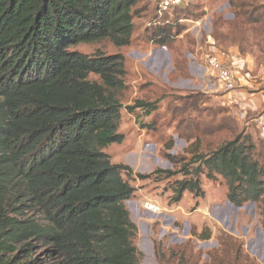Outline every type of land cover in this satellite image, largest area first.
I'll return each instance as SVG.
<instances>
[{
  "label": "trees",
  "instance_id": "16d2710c",
  "mask_svg": "<svg viewBox=\"0 0 264 264\" xmlns=\"http://www.w3.org/2000/svg\"><path fill=\"white\" fill-rule=\"evenodd\" d=\"M139 3L0 0V264H139L137 228L124 206L134 193L121 176L129 169L103 152L123 142V58L70 51L103 40L129 45ZM187 6L164 13L182 15ZM135 109L155 111L144 101L127 111ZM190 154L172 202L184 192L203 197L202 175L224 179L235 207L263 199L264 141L257 149L250 135L236 133L208 154ZM219 243L226 264H250L236 241ZM155 252L170 260L158 244Z\"/></svg>",
  "mask_w": 264,
  "mask_h": 264
},
{
  "label": "rangeland",
  "instance_id": "374dc122",
  "mask_svg": "<svg viewBox=\"0 0 264 264\" xmlns=\"http://www.w3.org/2000/svg\"><path fill=\"white\" fill-rule=\"evenodd\" d=\"M152 9V0H140L127 46L103 40L70 49L90 57L123 58L124 89L117 94V132L123 142L103 152L112 164L129 169L121 176L134 193L124 206L137 228L132 244L139 264H182L181 255L185 264L232 263L220 255L221 237L241 245L250 264H264V197L235 207L227 200L224 179L202 175L203 197L184 192L179 202H172L175 182L184 179L179 166L188 163L190 153L208 154L236 133L250 135L257 149L264 141L255 122L264 118V107L247 112L231 98L240 91L254 96L264 88V0H234L233 5L228 0H188L182 15L159 16ZM217 58L238 76L232 91L215 85L209 68ZM136 101L154 105L155 111L129 113ZM158 171L173 176L165 178ZM147 203L159 211L146 210ZM155 244L170 260L160 261Z\"/></svg>",
  "mask_w": 264,
  "mask_h": 264
},
{
  "label": "built area",
  "instance_id": "2783aa9c",
  "mask_svg": "<svg viewBox=\"0 0 264 264\" xmlns=\"http://www.w3.org/2000/svg\"><path fill=\"white\" fill-rule=\"evenodd\" d=\"M153 6L156 7L157 14L161 16L164 12H170L176 8H180L188 4V0H152ZM211 76L215 81V85L223 91H232L238 83V76L234 74L232 67L224 60L219 58L210 61ZM257 128L264 133V118L255 120ZM144 208L148 211H159L155 206L147 203Z\"/></svg>",
  "mask_w": 264,
  "mask_h": 264
},
{
  "label": "crops",
  "instance_id": "0c3cea01",
  "mask_svg": "<svg viewBox=\"0 0 264 264\" xmlns=\"http://www.w3.org/2000/svg\"><path fill=\"white\" fill-rule=\"evenodd\" d=\"M241 80V77H240ZM242 81V80H241ZM253 84V83H252ZM250 83V87L252 86ZM252 90H256L255 86L251 87ZM232 100L236 104H242L243 108L249 112V111H258L262 107H264V88L262 90L257 91V93L254 94V96H247L244 91H240L237 93H234L231 96Z\"/></svg>",
  "mask_w": 264,
  "mask_h": 264
}]
</instances>
